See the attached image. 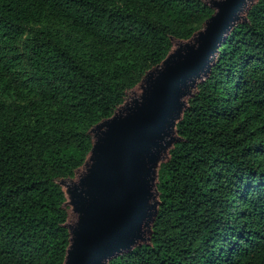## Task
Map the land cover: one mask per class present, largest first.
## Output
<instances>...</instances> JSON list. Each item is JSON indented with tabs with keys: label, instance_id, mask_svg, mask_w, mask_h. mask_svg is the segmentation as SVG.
I'll list each match as a JSON object with an SVG mask.
<instances>
[{
	"label": "trees",
	"instance_id": "obj_1",
	"mask_svg": "<svg viewBox=\"0 0 264 264\" xmlns=\"http://www.w3.org/2000/svg\"><path fill=\"white\" fill-rule=\"evenodd\" d=\"M219 0H0V264H65V188ZM154 167L144 237L106 264H264V0H247Z\"/></svg>",
	"mask_w": 264,
	"mask_h": 264
},
{
	"label": "water",
	"instance_id": "obj_2",
	"mask_svg": "<svg viewBox=\"0 0 264 264\" xmlns=\"http://www.w3.org/2000/svg\"><path fill=\"white\" fill-rule=\"evenodd\" d=\"M247 0H219L192 42L180 44L150 75L144 93L98 125L91 162L67 187L77 220L65 264H106L144 237L156 206L154 167L174 139L183 96L214 59Z\"/></svg>",
	"mask_w": 264,
	"mask_h": 264
},
{
	"label": "rangeland",
	"instance_id": "obj_3",
	"mask_svg": "<svg viewBox=\"0 0 264 264\" xmlns=\"http://www.w3.org/2000/svg\"><path fill=\"white\" fill-rule=\"evenodd\" d=\"M66 189V191H67V188H65ZM67 197H68V199H69V195L67 194Z\"/></svg>",
	"mask_w": 264,
	"mask_h": 264
}]
</instances>
